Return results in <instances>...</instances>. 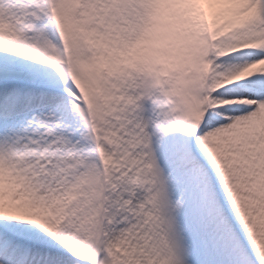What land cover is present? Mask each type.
Wrapping results in <instances>:
<instances>
[{
    "label": "snow or ice",
    "instance_id": "snow-or-ice-1",
    "mask_svg": "<svg viewBox=\"0 0 264 264\" xmlns=\"http://www.w3.org/2000/svg\"><path fill=\"white\" fill-rule=\"evenodd\" d=\"M0 264H264V0H0Z\"/></svg>",
    "mask_w": 264,
    "mask_h": 264
}]
</instances>
